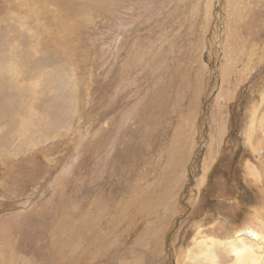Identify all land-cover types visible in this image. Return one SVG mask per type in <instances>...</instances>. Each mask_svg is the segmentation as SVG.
<instances>
[{
    "label": "rangeland",
    "instance_id": "374dc122",
    "mask_svg": "<svg viewBox=\"0 0 264 264\" xmlns=\"http://www.w3.org/2000/svg\"><path fill=\"white\" fill-rule=\"evenodd\" d=\"M0 94V264H234L264 220V0H0Z\"/></svg>",
    "mask_w": 264,
    "mask_h": 264
},
{
    "label": "bare ground",
    "instance_id": "6f19581e",
    "mask_svg": "<svg viewBox=\"0 0 264 264\" xmlns=\"http://www.w3.org/2000/svg\"><path fill=\"white\" fill-rule=\"evenodd\" d=\"M216 141L212 146L210 145L209 154L211 155L217 144ZM249 171L250 173L257 175V171L254 167L251 169L249 168ZM257 215L255 214L256 218H258ZM262 218L259 217L257 219V225L250 226V228L241 231L239 230L234 234L231 240L224 242V244L222 243L229 251L228 253L233 258L234 264H264V220Z\"/></svg>",
    "mask_w": 264,
    "mask_h": 264
}]
</instances>
